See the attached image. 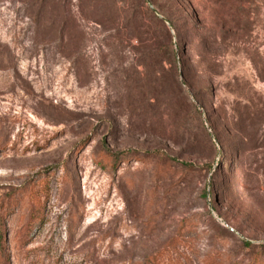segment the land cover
Listing matches in <instances>:
<instances>
[{
  "label": "rangeland",
  "instance_id": "1",
  "mask_svg": "<svg viewBox=\"0 0 264 264\" xmlns=\"http://www.w3.org/2000/svg\"><path fill=\"white\" fill-rule=\"evenodd\" d=\"M153 1L220 44L200 64L185 41L187 83L165 62L150 95L114 6L0 0L7 264H264V0L121 10Z\"/></svg>",
  "mask_w": 264,
  "mask_h": 264
},
{
  "label": "trees",
  "instance_id": "2",
  "mask_svg": "<svg viewBox=\"0 0 264 264\" xmlns=\"http://www.w3.org/2000/svg\"><path fill=\"white\" fill-rule=\"evenodd\" d=\"M100 1L112 5V7L114 6L113 10H115L117 17L122 18L124 21V39L130 43L137 41L140 45H143V48L134 46L132 49L136 54L137 61L147 68L146 71L149 76L147 81L151 80L152 82L150 85H145V88L135 87L142 94L153 95L158 91L160 75L162 74L161 68L165 62L174 66L176 70H181L185 83H187L188 78L191 76V71L186 65L187 59L184 58L190 52V50L187 51L185 49V41L192 46L191 54L195 57L194 61L196 63H208L217 56V45L220 44L218 41L220 38L219 32L214 31L204 36L206 32L203 33L198 29H194L189 35V33L183 31V27L179 23L180 13L173 5H168L167 2L161 4L153 1L155 8L150 6L149 3L144 4L139 9L132 8L129 5L124 7L122 11L121 4H125L128 0ZM166 20H168L175 32V37L169 29ZM153 25H155L156 30H153ZM186 33L187 35H185ZM187 38L191 41H188ZM123 154L124 152L114 153L110 149H105L102 162H106L107 165L115 168L121 157L128 158ZM247 244L251 245L250 243ZM0 254L4 263L7 264L9 259L4 229H0ZM260 262L255 258L253 264H259Z\"/></svg>",
  "mask_w": 264,
  "mask_h": 264
},
{
  "label": "water",
  "instance_id": "3",
  "mask_svg": "<svg viewBox=\"0 0 264 264\" xmlns=\"http://www.w3.org/2000/svg\"><path fill=\"white\" fill-rule=\"evenodd\" d=\"M167 21V20H166ZM168 22V21H167Z\"/></svg>",
  "mask_w": 264,
  "mask_h": 264
}]
</instances>
